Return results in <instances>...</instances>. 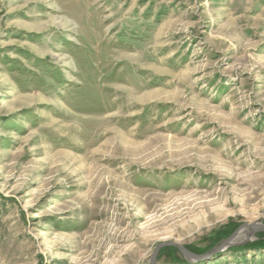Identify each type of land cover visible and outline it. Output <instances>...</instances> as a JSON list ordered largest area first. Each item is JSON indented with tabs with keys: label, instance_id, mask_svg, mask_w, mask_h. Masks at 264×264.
<instances>
[{
	"label": "rangeland",
	"instance_id": "374dc122",
	"mask_svg": "<svg viewBox=\"0 0 264 264\" xmlns=\"http://www.w3.org/2000/svg\"><path fill=\"white\" fill-rule=\"evenodd\" d=\"M253 223L264 0H0V264H264Z\"/></svg>",
	"mask_w": 264,
	"mask_h": 264
},
{
	"label": "water",
	"instance_id": "95a60500",
	"mask_svg": "<svg viewBox=\"0 0 264 264\" xmlns=\"http://www.w3.org/2000/svg\"><path fill=\"white\" fill-rule=\"evenodd\" d=\"M244 227H248L249 228V234H253L254 232L256 231H264V225H261V224H258V223H253V224H245L243 226H241L240 228H238L231 236H229L228 238H226L223 243L220 245V248L222 247H227L233 243L232 240L234 239V237L236 236V234ZM167 244H172V245H175L177 246L184 254H187V255H191L195 258H199L200 256L199 255H196L194 254L193 252L189 251L187 249L186 246L182 245V244H178V243H161L158 245L157 247V250L156 252L153 254L152 258H151V262L153 264V262H155V258L160 250V248H162L164 245H167Z\"/></svg>",
	"mask_w": 264,
	"mask_h": 264
},
{
	"label": "trees",
	"instance_id": "16d2710c",
	"mask_svg": "<svg viewBox=\"0 0 264 264\" xmlns=\"http://www.w3.org/2000/svg\"><path fill=\"white\" fill-rule=\"evenodd\" d=\"M234 230H235L234 228L231 229V228H227V227H224V228H222V229L217 230V231L215 232V234H214L215 237H216V241L218 242V241L221 240L222 238H226V237L230 236V235L233 233ZM263 235H264V234L261 233V234L259 235V240L253 242V244H254V245H264V239H261V236H263ZM247 244H249V243H247ZM247 244H245V245H247ZM196 251L198 252V249H197Z\"/></svg>",
	"mask_w": 264,
	"mask_h": 264
},
{
	"label": "bare ground",
	"instance_id": "6f19581e",
	"mask_svg": "<svg viewBox=\"0 0 264 264\" xmlns=\"http://www.w3.org/2000/svg\"><path fill=\"white\" fill-rule=\"evenodd\" d=\"M247 228V227H246ZM248 232H249V230H246V229H242V230H240L237 234H236V236L234 237V239L232 240V242L234 241V240H236L237 238H239V234H244V233H246V234H248Z\"/></svg>",
	"mask_w": 264,
	"mask_h": 264
}]
</instances>
